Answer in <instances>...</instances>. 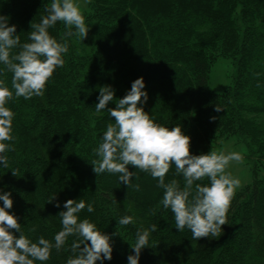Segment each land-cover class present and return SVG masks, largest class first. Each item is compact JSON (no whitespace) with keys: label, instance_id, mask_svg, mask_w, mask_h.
<instances>
[{"label":"trees","instance_id":"trees-1","mask_svg":"<svg viewBox=\"0 0 264 264\" xmlns=\"http://www.w3.org/2000/svg\"><path fill=\"white\" fill-rule=\"evenodd\" d=\"M50 4L0 0V15L16 26L23 45ZM81 12L89 28L85 39L66 37L63 22L48 29L58 43H67L68 52L42 96L16 98L12 73L0 63V82L13 91L5 107L14 113L13 140L4 142L11 148L3 154L8 167L0 164V194L11 192L10 212L19 217L21 233L54 244L63 203L83 200L94 211L86 207L79 220L88 219L112 238V259L104 264H127L136 233L152 225L157 230L150 231L139 264H264V178H258L264 170V0H87ZM219 58L229 59L233 72L231 83L215 92L208 81ZM141 77L149 97L144 111L170 130L180 126L191 139L192 155L207 154L229 137L245 146L253 181L235 193L218 236L194 240L189 229L177 231L173 213L161 204L164 190L149 173L129 166L135 176L126 187L119 174L92 171L99 159L94 149L114 123L107 110L95 111L101 87L115 89L108 105L115 108ZM172 180L183 189L175 165L165 183ZM196 184L210 181H195L193 195ZM125 216L133 223L120 225ZM76 239L69 236L59 251L52 248L49 260L34 264H66Z\"/></svg>","mask_w":264,"mask_h":264},{"label":"clouds","instance_id":"clouds-1","mask_svg":"<svg viewBox=\"0 0 264 264\" xmlns=\"http://www.w3.org/2000/svg\"><path fill=\"white\" fill-rule=\"evenodd\" d=\"M45 11L47 15L41 22L32 25L34 31L29 34L31 42L23 45L16 34V26H9V17L0 15V63L12 73L11 86L16 98L30 100L33 96H42L56 69L64 66L63 54L68 52V45L66 42L58 43L50 36L49 28L57 22H63L66 37L78 36L82 40L87 37L89 28L75 0H51L50 7ZM17 46L21 50L12 55L11 50ZM143 89L145 83L141 77L131 83L130 90L118 99L115 108H109V103L114 100L115 89L110 85L101 87L95 111L100 113L107 110L114 118V123L107 126L102 143L94 149L99 159L92 162L93 173L119 174V181L126 187L131 185L135 176V172L128 170L129 166L149 173L158 181L157 187L164 190L161 204L173 213L177 231L189 229L194 240L218 236L222 226L227 224V213L236 189L240 187V180L233 178L226 169L230 162H242L243 156L238 152L224 154L216 151L192 155L191 139L182 132L180 126L170 130L155 123L144 111L143 105L149 97ZM12 98L13 91L0 82V164L4 167H8V162L3 154L11 150L10 145L4 142L13 140L14 117V113L5 105ZM214 110L217 113L222 111L219 106H215ZM210 119L215 120L216 117ZM172 165H175L176 174L183 176V189L177 180L165 183ZM11 174L15 176L16 173L13 171ZM204 178H208L210 184H196L193 195L194 182ZM134 187L139 190L138 184ZM11 195V192L0 194V201L3 202V207H0V264L45 262L49 260L52 248L59 251L69 236L77 239L71 244L73 257L66 264H104L106 260L111 261V236L99 231L88 219L79 220L78 214L86 207L89 213L94 211L92 204L68 199L63 203L65 211L58 213L62 229L55 234V243L43 237L32 242L21 233L19 217L10 212L13 208ZM55 199L56 196L52 197L51 202ZM54 206L61 207L60 203ZM131 223V216L119 220L122 226ZM156 230L157 226L152 225L150 229L136 233L137 240L132 248L134 254L127 256V264H139L141 251L147 248L150 231Z\"/></svg>","mask_w":264,"mask_h":264},{"label":"rangeland","instance_id":"rangeland-1","mask_svg":"<svg viewBox=\"0 0 264 264\" xmlns=\"http://www.w3.org/2000/svg\"><path fill=\"white\" fill-rule=\"evenodd\" d=\"M80 7V10L85 8L87 0H75ZM233 72V65L229 59L219 58L211 69L209 74V86L215 92H222L225 87L231 83ZM216 151L218 153L223 152L228 154L231 152H238L243 156V160L240 163L235 161L230 162L226 171L231 173L233 178L240 180V187L236 189L239 192L246 186L250 185L253 181L252 164L247 158L246 149L243 143L235 137H229L226 139L218 140L216 144L210 148V151ZM258 178H264V170L258 172ZM235 192V193H236Z\"/></svg>","mask_w":264,"mask_h":264}]
</instances>
